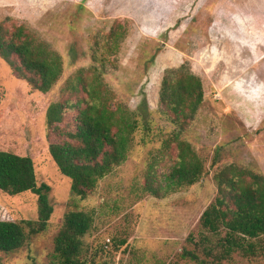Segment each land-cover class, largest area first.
I'll list each match as a JSON object with an SVG mask.
<instances>
[{
    "label": "rangeland",
    "instance_id": "rangeland-1",
    "mask_svg": "<svg viewBox=\"0 0 264 264\" xmlns=\"http://www.w3.org/2000/svg\"><path fill=\"white\" fill-rule=\"evenodd\" d=\"M118 25L124 29L112 40ZM20 26L62 58L64 73L42 94L0 58V152L32 158L38 186L51 188L54 214L45 233L0 253V264H54L55 239L70 212L94 217L84 239L88 264H198L182 257L198 249L205 259L203 248L224 237L200 226L218 193L215 174L236 166L264 176V0H0V28ZM183 66L201 79L204 101L180 132L162 113L160 90L166 72ZM80 70H96L123 109L138 112L146 98L153 129L146 145L138 131L127 161L84 201L73 198L71 180L49 152L66 138L47 126L49 107L69 98L66 83ZM76 119L68 112L60 128L74 132ZM174 132L205 173L193 187L159 199L145 187L164 184L176 165L175 146L159 156ZM37 219L36 195L0 191V221ZM223 264H264V253H236Z\"/></svg>",
    "mask_w": 264,
    "mask_h": 264
},
{
    "label": "trees",
    "instance_id": "trees-1",
    "mask_svg": "<svg viewBox=\"0 0 264 264\" xmlns=\"http://www.w3.org/2000/svg\"><path fill=\"white\" fill-rule=\"evenodd\" d=\"M123 29L118 25L110 39H118ZM0 58L16 78L42 94L49 93L64 73L62 58L25 26L13 32L0 28ZM65 92L69 98L49 107L47 126L66 140L52 144L49 152L60 173L71 180L73 198L84 201L103 179L127 161L138 131H142V145L148 143L153 133L152 120L145 116V112L149 113L146 98L139 106V111L145 110L141 112L114 104L115 97L96 70H80L66 83ZM203 101V83L188 68L166 72L160 90L162 113L180 132L195 118ZM70 111L77 113L76 130L65 132L60 126ZM180 132L164 140L159 152L164 159L173 146L178 151L176 165L165 183L146 184L145 190L156 198L176 194L203 179L204 163L181 139ZM214 181L218 193L203 213L200 226L216 236L224 233V237L210 248H203L205 259L199 249L184 251L182 257L198 264H223L236 253L253 257L264 253V176L229 166L215 174ZM0 191L11 197L28 192L38 197L37 221H0V253L11 254L47 231L54 214L51 188L46 184L38 186L32 158L0 152ZM93 227L92 214L68 213L55 239L54 264H88L84 239Z\"/></svg>",
    "mask_w": 264,
    "mask_h": 264
}]
</instances>
